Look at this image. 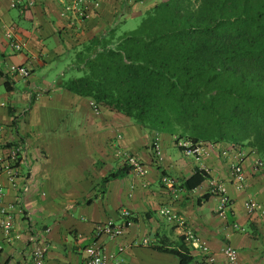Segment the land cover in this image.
<instances>
[{"label":"crops","instance_id":"obj_1","mask_svg":"<svg viewBox=\"0 0 264 264\" xmlns=\"http://www.w3.org/2000/svg\"><path fill=\"white\" fill-rule=\"evenodd\" d=\"M11 1L0 0V69L13 88L7 91L0 75V142L24 143L27 161L17 187L2 177L4 204L14 205V231L6 241L0 227V264H32V249L40 240L48 245L46 264H83L96 227L123 224L126 211L133 214L134 224L122 237L101 241L113 256L108 264H180L177 255L160 249L180 251L194 258L191 264H200V251L187 242L188 231L220 254L221 261L223 249L232 246L240 264H264V213L250 216L245 208L249 199L264 200L257 155L248 153L244 160L247 185L238 190L231 182L229 160L217 151L196 161L184 155L174 137L150 134L106 109L96 114L93 101L58 85L76 52L91 39L165 0H97L98 8L88 0L90 17L85 19L65 15L63 0H34L28 9L22 3L12 8ZM10 32L26 44L23 52L9 45ZM13 66L27 67L31 75H12ZM152 138L159 139V159L153 155ZM132 156L146 174L134 169L103 182ZM197 169L208 179L187 190L183 183ZM211 181L223 186L232 200L226 220L218 215V196L204 199ZM162 207L182 217L183 225L160 217ZM235 223L243 230L234 229ZM145 239L148 245H138Z\"/></svg>","mask_w":264,"mask_h":264},{"label":"trees","instance_id":"obj_2","mask_svg":"<svg viewBox=\"0 0 264 264\" xmlns=\"http://www.w3.org/2000/svg\"><path fill=\"white\" fill-rule=\"evenodd\" d=\"M0 75L13 90L1 69ZM65 75L58 79L64 90L150 134L233 146L246 158L257 155L262 165L255 168L264 173V0L159 2L135 30L114 27L91 39ZM133 170L126 160L103 182ZM207 179L197 169L183 185L191 191ZM160 251L177 255L180 264L194 260L174 249Z\"/></svg>","mask_w":264,"mask_h":264},{"label":"built area","instance_id":"obj_3","mask_svg":"<svg viewBox=\"0 0 264 264\" xmlns=\"http://www.w3.org/2000/svg\"><path fill=\"white\" fill-rule=\"evenodd\" d=\"M23 4V8H31L34 4V0H12L11 7L16 8L19 4ZM86 0H63L64 14L69 12L75 13L80 18H89V8ZM87 6V7H86ZM94 6L98 7L99 3L94 2ZM9 45L16 52H23L26 49V44L22 43L13 32L8 34ZM12 75H20L27 78L31 75V72L26 67H11ZM91 106L96 114L100 112V107L91 102ZM178 147L183 150V153L187 157H191L196 161H200L202 157L208 155L211 151H217L220 156L228 162V168L230 171V178L233 181L234 186L238 190H242L247 185V177L244 170V160L246 159V153L235 149L233 146H224L223 144L214 143H192L189 140L182 139L177 143ZM152 151L155 158L159 159L161 156V146L158 138H155ZM27 161V148L24 143H16L14 145L2 144L0 142V227L3 231L6 241H11L14 231V205L6 206L4 204V186L2 184V177L5 176L9 183L13 187H17L21 174V167ZM129 164L134 166V169L140 174H146L143 170L141 163H139L134 157H128ZM256 165L261 166L260 161L256 162ZM164 182L173 183L164 178ZM210 192L219 198L218 215L221 219L226 220L228 212L231 210L232 200L226 192L223 186L218 185L215 181L210 182ZM245 208L250 216H254L260 213H264V200L257 201L255 199H249L245 202ZM159 215L169 223H175L183 225V219L176 214L170 207H162L159 210ZM124 223L117 225L113 222L100 224L95 229V240L92 244L84 249V262L83 264H108V261L113 258L112 255H108L102 245L103 238L117 239L124 235L125 231L134 224V216L130 212L126 211L123 214ZM236 230H243L238 224L233 225ZM49 232V229L46 231ZM187 242L195 250H199L201 254L200 264H240L239 252L236 248L228 246L223 249L222 256L223 261L220 260V254L214 253L208 245L202 243L201 240L192 232H187ZM147 239L143 240L138 245H148ZM123 249H121L122 251ZM48 253V245L45 241H38L32 249V264H46V256Z\"/></svg>","mask_w":264,"mask_h":264},{"label":"rangeland","instance_id":"obj_4","mask_svg":"<svg viewBox=\"0 0 264 264\" xmlns=\"http://www.w3.org/2000/svg\"><path fill=\"white\" fill-rule=\"evenodd\" d=\"M143 16H144V14H142V13H136V14H132L130 16H127L125 18V20L119 25V31L120 32H128V31L135 30L140 25V23H141V21L143 19ZM68 76H70V74H68ZM1 88L4 91V87H1ZM62 114H65V112L62 111ZM61 128L64 129V127H61ZM76 154L77 153H74L73 155H76ZM67 164H69V162ZM71 164L74 165L73 166L74 168H77L78 167L77 164H76V162L71 163Z\"/></svg>","mask_w":264,"mask_h":264}]
</instances>
